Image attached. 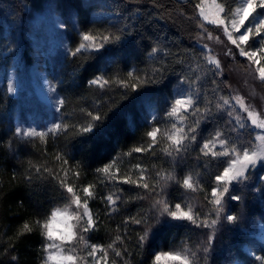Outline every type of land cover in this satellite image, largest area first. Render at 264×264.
<instances>
[{
	"label": "trees",
	"instance_id": "1",
	"mask_svg": "<svg viewBox=\"0 0 264 264\" xmlns=\"http://www.w3.org/2000/svg\"><path fill=\"white\" fill-rule=\"evenodd\" d=\"M222 2L226 7H236L233 0ZM197 3L200 0H0V68L15 60L28 65L34 17L50 5L61 11L68 53L56 65L57 90L64 100L58 117L60 124L75 125L56 135L49 134L46 141L15 135L19 99L8 91L7 75L3 74L0 81V264H44L45 240L34 222L43 220L56 208H63L69 194L48 173L37 174L33 166L59 171L61 162L55 159L57 153L69 161L65 166L70 169L66 177L69 184H75L78 189L90 184L95 186L92 189L95 198L89 199L88 206L97 224L88 233L87 242L107 248L116 236L123 238V244L116 245L123 258L109 250V264L113 260L116 264H153L154 254L180 251L184 247L196 254L197 264H223L231 259L224 256L226 252H234L239 258L245 256L241 246L247 235L243 231L228 236L216 258L213 252L221 247L215 244V239L208 241L204 228L172 220L166 226L153 227V235L140 248L138 236L144 225L125 224V221L133 216L146 217L149 224H154L156 210L152 204L160 187L149 193L97 172L111 163L114 164L112 173L135 178L139 165L147 170L145 179L150 187L160 180L158 172L172 173L176 181L190 175L196 191L186 190L180 183L169 180L160 195L170 207L180 203L186 208L190 204L194 212L203 214L213 209L205 197L210 198L215 177L230 158L202 155L203 141L220 131L240 147L255 144L250 126L233 130L234 119L228 116L227 109H216V104H222L221 97H230L233 85L225 74V67L221 65L222 72L215 70L204 59V40L208 32L213 36L217 33L201 21ZM200 24L204 25L203 29ZM85 32L111 33L119 35L120 40L106 44L98 52L82 51L73 56L71 53ZM12 48L14 51L10 52ZM230 64L238 68L236 63ZM129 73L134 76L130 77ZM145 73L149 76L155 73L158 82L133 90L134 77ZM97 77L109 83L91 84ZM182 92L195 95L199 106L211 108L213 115L200 124L197 141L173 158L163 151L169 141L162 132L171 129L174 118L167 115L169 106ZM89 112L102 119L92 121ZM195 119L189 116L186 123ZM89 122L95 125L93 132L81 134L80 127ZM152 127L161 129L158 143L151 150L135 152V148H147L151 143L146 133ZM76 170L80 172L78 178L73 175ZM60 175L63 177L64 173L61 171ZM254 186L252 183L239 186L238 194L244 195L247 212L256 211L260 213L259 218H264V211H257L264 199V182L257 185L262 190L259 196L253 194ZM110 193L120 197L115 211L103 199ZM80 194L83 198V193ZM138 195L145 199L137 198ZM234 208L240 212V205L235 203ZM26 222L33 226L32 232L19 235Z\"/></svg>",
	"mask_w": 264,
	"mask_h": 264
},
{
	"label": "snow or ice",
	"instance_id": "2",
	"mask_svg": "<svg viewBox=\"0 0 264 264\" xmlns=\"http://www.w3.org/2000/svg\"><path fill=\"white\" fill-rule=\"evenodd\" d=\"M208 0H200V3L195 5L199 9V15L203 21L213 24L216 26H223L224 35L227 40L235 46L238 50V54L241 57H246L249 61L256 65H260V61L264 59V12H258L257 9L264 10V0H233L237 5L235 8L226 7L222 2L217 3V0H211L212 5L215 6V13L213 15L206 14L204 5ZM251 18V19H250ZM246 22L247 26H246ZM230 25V27H229ZM203 29L204 25L200 24ZM231 29V30H230ZM207 31V29H204ZM238 33L239 35H234ZM207 39H216L219 42V37H213L211 32H208ZM259 38V48L253 46L251 41H255ZM120 40L119 35H113L111 33L99 35H93L92 33L85 32L81 37V42L78 47L72 51V55L76 56L82 51H100L105 47L106 44L115 43ZM207 51L204 53V59L208 65L213 66V69L220 70L222 72V66L220 60L212 53L208 45H203ZM156 49H153L155 52ZM226 55H233V49H228ZM212 70V69H210ZM159 71L158 69L156 70ZM256 71L259 73V79L264 81V65L257 67ZM130 77H133V73H129ZM136 83H133L131 87L135 90L137 87L143 84L156 83L158 82L155 73L149 76L145 73L143 76H135ZM93 85L109 83V80L103 77H97L90 81ZM125 84L124 81H121ZM9 92H12V86L9 85ZM53 91L55 89L53 88ZM222 104H216V109H227L229 117H233L235 124L233 130L237 128H245L246 121L250 120L251 125L257 129L264 130V113L257 112L251 105L246 104L243 97L239 95H233L231 97H221ZM232 101H235L233 104ZM57 105L62 107L64 100L57 99ZM241 113H247V117L241 115ZM168 117L174 118V122L171 125V129H165L162 132L163 137L169 141L168 147H165L163 151L166 155L175 158L180 153L187 150V147L191 143L197 141V130L200 124L204 121H208L213 115V110L207 106L201 108L198 104L197 97L193 94L182 92L174 98L173 103L169 106L167 113ZM92 121H100L102 117L100 115H93L91 112L88 113ZM189 116H195L196 119L190 124L186 123ZM69 127H75V125H66L60 123H54L52 127L48 128L46 132H38L35 129L21 131L17 130L15 135L23 136L25 138L36 139L37 137L41 141H46V137L49 134L56 135L61 130H67ZM95 125L89 122L87 125H82L79 129L81 134L93 132ZM187 128V131H185ZM158 134H161L159 127H152L146 135L150 137L151 143L147 148L137 147L134 149L135 152H142L151 150L158 143ZM258 144H254L251 147H240L237 144L231 142L225 138L223 133L216 131L212 137L208 140L203 141L200 148V152L204 156L211 155L213 159L221 156L230 157L226 161V165L222 172L215 177L216 184L212 187L210 192V198L208 199L209 204L213 206L212 211L215 213L214 218L204 217L201 218L200 213L194 212L192 206L189 204L186 206L187 210L182 209L180 203H176L174 208L170 207L169 202L164 199L160 193L163 191V187L169 180L176 181V177L172 173L167 175L158 172L157 176L160 180L155 185L150 187L149 181L145 179L146 169L141 168L139 165L136 166L138 169V175L133 178L129 174L117 176L111 172L114 164H108L103 168L97 169V172L104 174L111 180H117L124 184L135 185L136 187L143 188L147 192H156L157 186L160 187V192H156V198L153 199L152 208L156 210L154 214V224H149L146 217L137 218L135 216L129 217L125 221L127 223L143 224L144 229L138 236V244L140 248H143L145 243L149 240L150 235H153L152 229L155 226H166L169 220L172 221H188L195 225L197 228H208L210 233L207 235V239L210 242L220 221L226 220L228 223H235L237 217L224 213V205L226 203L225 196L231 200L239 201L241 197L239 195L232 194L231 186L239 184L244 180L248 179L247 173L250 170L255 169L257 165L264 167V134L258 133L255 137ZM219 145L220 150L216 151V146ZM55 159L61 162V168L57 172H53L47 167L41 168L39 165H34L35 172L43 175L48 173L52 179L57 180L61 189L66 191L68 196V203L63 208H56L51 211L50 215L46 216L43 220H35V226L39 229L41 236L45 240L43 251L45 253L44 264H79L81 257L75 255L74 248L69 246L79 238L80 241H84L85 238L83 233L94 231L96 228L97 220L94 214L91 212L88 201L89 199L95 198L94 185H87L78 189L75 184H69L66 180L70 169L68 167L69 161L61 153H57ZM64 173L62 177L60 172ZM119 170L117 169V172ZM73 175L77 178L80 175L79 170L73 172ZM31 179V175L27 177ZM163 181V184H161ZM180 183L186 190L196 191L192 177L186 176ZM83 193V198L80 193ZM139 199H145V196L138 195ZM108 207L115 211V205L117 200L120 199L114 193H110L103 198ZM73 206H75L73 208ZM71 209V211H70ZM75 221L76 223H73ZM58 224L63 225V230L57 231L56 226ZM33 226L29 223H24L19 235L25 233H31ZM117 243L123 244V238L116 236L115 240L107 246V248L99 245H89L90 251L87 253L92 258L90 264H100V260H103L105 264H108L109 250H111L116 257L123 258L122 251L116 247ZM210 246V245H209ZM103 253L102 256H97V253ZM204 252H208V248H204ZM16 259L15 256L12 257ZM162 259L172 260L178 262V264H197L196 254L190 252L187 247H184L180 251H168L160 254H154L153 264H160ZM256 259L260 261V264H264V256H256ZM84 264H89L87 260H84ZM112 264H116L113 260Z\"/></svg>",
	"mask_w": 264,
	"mask_h": 264
},
{
	"label": "rangeland",
	"instance_id": "3",
	"mask_svg": "<svg viewBox=\"0 0 264 264\" xmlns=\"http://www.w3.org/2000/svg\"><path fill=\"white\" fill-rule=\"evenodd\" d=\"M220 3V0H217ZM237 6V5H236ZM206 14L213 15L215 13V6L212 5L211 0L204 5ZM258 12H264L262 9H257ZM199 15V9H198ZM200 17V15H199ZM201 21L211 26L216 30V35L213 37H219V42L216 39H205L203 45H208L212 53L220 60L221 65L225 68V74L232 81V88H230V97L233 95H239L244 98L245 103L251 105L257 112L264 113V81L259 79V73L256 71L257 67L264 65V59L260 61V65H256L249 61L246 57H241L238 54V50L235 46L227 40L224 35L223 26H216L209 24L202 20ZM251 19V18H250ZM246 22V26H247ZM32 33L31 36V51L29 52V63L28 65L22 64L20 61H13L11 64H4V68H0V81L5 73L7 75V85L12 86L13 91L10 92L12 95L17 96L19 99L18 103V118L16 121V129L26 131L35 129L38 132H46L48 128L52 127L54 123H59L58 113L61 109L57 105V99H62L59 91L57 90V76H56V65L64 56L68 53V46L64 39L63 32L65 31L64 22L62 19L61 11L54 6H49L45 12H42L34 17L32 22ZM230 27V25H229ZM231 30V29H230ZM234 35H239L234 33ZM254 47L259 48V38L255 41H251ZM202 45V46H203ZM233 49V55H226L228 49ZM204 52L207 49H204ZM14 51V48L10 50ZM234 62L237 64H230ZM230 66V67H229ZM213 68V66L210 65ZM53 88L55 91H53ZM234 104L235 101H232ZM242 116L247 117V113H241ZM235 124V120H234ZM246 127H249L254 132V135L258 133L264 134V130L257 129L251 125V121H246ZM245 127V128H246ZM239 129V128H238ZM242 130V129H240ZM259 141L255 140V144ZM216 151H219V145L216 146ZM264 167L257 165L255 169L250 170L248 179L244 180L239 184H233L231 186L232 194L239 195L241 190L237 187L245 184L256 185L253 188L254 195H261L262 190L257 188L260 182H264ZM241 199L239 201L231 200L228 195L225 196L224 213L222 215H233L238 219L235 223H228L226 220H221L217 225L215 235V244L221 247L216 249L213 253L216 258H219V252L224 248L221 246L226 244L225 241L228 236H232L236 231H243L246 233L244 238L245 244L241 246L242 254L244 257H235L234 252H226L224 256L231 258L227 262L223 261V264H260V261L256 259V256H264V218H259L260 213L256 211H248L246 204L243 202L244 195H239ZM240 205V212L234 208V204ZM259 206V210L264 211V199H262ZM75 206H73L74 208ZM253 206H251L252 208ZM234 208V209H233ZM187 210V208H183ZM71 211V209H70ZM237 211V212H236ZM201 218L209 217L214 218L215 213L209 209L203 214ZM242 215V216H241ZM190 223L188 221H184ZM73 223H76L73 221ZM191 224V223H190ZM57 231L63 230V225L58 224L56 226ZM202 228V227H201ZM208 234L210 229H203ZM87 233H83L85 238L84 241H80L77 238L72 245L74 248L75 255L81 257L79 264H84V260H87L90 264L92 258L87 255L90 251L88 247L91 245L87 242ZM213 239L211 241H213ZM190 250V248H188ZM97 256H102V253H97ZM100 264H105L103 260H100ZM109 264V263H108ZM160 264H178L176 261L162 259Z\"/></svg>",
	"mask_w": 264,
	"mask_h": 264
}]
</instances>
